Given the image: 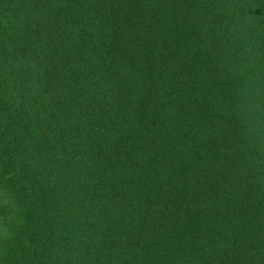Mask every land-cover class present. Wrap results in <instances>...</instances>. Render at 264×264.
Instances as JSON below:
<instances>
[{
  "label": "trees",
  "instance_id": "16d2710c",
  "mask_svg": "<svg viewBox=\"0 0 264 264\" xmlns=\"http://www.w3.org/2000/svg\"><path fill=\"white\" fill-rule=\"evenodd\" d=\"M0 264H264V0H0Z\"/></svg>",
  "mask_w": 264,
  "mask_h": 264
}]
</instances>
